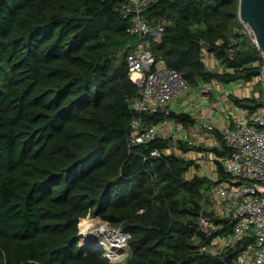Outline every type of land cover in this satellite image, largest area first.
<instances>
[{"label":"trees","instance_id":"16d2710c","mask_svg":"<svg viewBox=\"0 0 264 264\" xmlns=\"http://www.w3.org/2000/svg\"><path fill=\"white\" fill-rule=\"evenodd\" d=\"M129 3L0 0V264H234L246 243L208 251L232 231L217 218L220 231L199 226L212 215L215 182L195 161L167 153L211 152L219 180H229L218 160L233 150L218 129L209 132L214 147L173 137L129 145L139 117V130L165 120L198 125L188 111L131 107L138 88L127 45L137 35L121 11ZM143 16L165 23L150 50L190 91L212 81L252 82L264 66L242 30L238 0H158ZM230 98L250 112L262 105L253 96ZM89 218L128 236L124 261L81 246L79 227Z\"/></svg>","mask_w":264,"mask_h":264},{"label":"built area","instance_id":"2783aa9c","mask_svg":"<svg viewBox=\"0 0 264 264\" xmlns=\"http://www.w3.org/2000/svg\"><path fill=\"white\" fill-rule=\"evenodd\" d=\"M155 1L158 0H130L129 4H124L121 8L123 17L131 20V33L137 35V41L127 45L130 80L138 88V96L131 99V107L140 114L190 111V115L198 120V125L185 129L172 120H165L156 126L139 130V117L132 123V128L137 133L131 136L129 145L173 137L195 145L214 147L218 142L209 137V132L218 129L224 136L226 145L233 150L231 156L218 160L224 171L230 174L229 180H219L213 153H198L196 157L186 156L189 153H176L195 161L202 167V173L215 182L209 196L210 206L207 208L212 215L200 217L199 226L205 233L211 234L223 228L222 225L214 224L213 218L228 220L232 225L231 233L215 237L208 251L219 255L225 249L246 242L234 264H264V66L252 82L223 84L212 81L201 84L192 95L186 97L190 87L182 75L167 68L162 61H157L150 50L153 42L160 41L165 27L162 21H148L143 16L144 10ZM241 25L251 44L257 47L250 27L244 23ZM201 54L205 64L214 69L216 65L207 62L213 59L207 50L202 49ZM257 86L260 87V92L255 90ZM231 96L261 98L262 105L256 111L250 112L234 105ZM199 97H214L216 103L222 105V111L216 106H211L209 111L203 112L199 107L201 101L198 100V105L196 100ZM172 104H175V108ZM215 112L222 115H218L216 119ZM193 137L196 138L195 142L191 140ZM151 155L158 157L159 152L153 151ZM207 162L209 164L204 166ZM207 169H210V172H205ZM114 231L119 240L121 239L122 245L116 244L109 236L110 246L85 247L105 252L109 261H115L117 253L128 248V236L119 229Z\"/></svg>","mask_w":264,"mask_h":264},{"label":"water","instance_id":"95a60500","mask_svg":"<svg viewBox=\"0 0 264 264\" xmlns=\"http://www.w3.org/2000/svg\"><path fill=\"white\" fill-rule=\"evenodd\" d=\"M238 19L241 23L247 24L250 27L255 37L257 49L264 57V0H238ZM100 224H105L110 228L107 223H96V225ZM86 237L79 229V239L83 240L85 245L89 247L93 246L95 240L91 237L89 239Z\"/></svg>","mask_w":264,"mask_h":264},{"label":"bare ground","instance_id":"6f19581e","mask_svg":"<svg viewBox=\"0 0 264 264\" xmlns=\"http://www.w3.org/2000/svg\"><path fill=\"white\" fill-rule=\"evenodd\" d=\"M90 220L84 221L80 224V231L81 233L86 237L89 238V236L91 238H97L94 239L95 241V246H104L106 245L105 242H100L98 239V236H100L101 234H109L111 238H113L114 242L116 244L122 245V241L121 239L119 240L117 233L114 230H111L107 225L105 224H100V225H96L94 224L92 221L88 222ZM105 253V252H104Z\"/></svg>","mask_w":264,"mask_h":264},{"label":"rangeland","instance_id":"374dc122","mask_svg":"<svg viewBox=\"0 0 264 264\" xmlns=\"http://www.w3.org/2000/svg\"><path fill=\"white\" fill-rule=\"evenodd\" d=\"M208 63L209 62H212L210 59L207 61ZM255 90L257 91V92H260V87L259 86H257V87H255ZM192 93H193V91H190V92H188L185 96L186 97H189L190 95H192ZM184 96V99L186 98ZM203 101H205V102H208L209 104H211L212 103V100L210 99V98H208V99H203ZM207 111V110H206ZM207 115V114H206ZM203 134V133H202ZM191 140L193 141V142H195L196 141V138H191ZM192 142V143H193ZM194 144V143H193ZM177 149H169L168 151H167V153H169V154H176L177 153ZM192 157V156H191ZM212 156L210 155V158H211ZM209 162V161H208ZM205 163L204 164V166H206V165H208L209 163ZM201 167V166H200ZM201 171L203 172V170H202V167H201ZM205 172H210V169H207ZM90 219V218H89ZM90 221H92L94 224H96L97 222H100V223H102L100 220H98V219H93V220H91L90 219ZM90 221H88V222H90ZM110 235L109 234H101L100 236H98V239H99V241L100 242H105V244L107 245V246H110V240H111V238L109 237ZM90 237V236H89ZM86 239V238H85ZM89 239V238H88ZM93 239H97L96 237L95 238H93ZM109 240V241H108ZM81 246L83 247V246H85V242L83 241V240H81ZM106 245H104V246H106ZM102 252V251H101ZM128 255H129V249L128 248H126V251L124 250V249H121L120 250V253H117V255H116V257H115V261H118V262H122V261H124L127 257H128Z\"/></svg>","mask_w":264,"mask_h":264},{"label":"crops","instance_id":"0c3cea01","mask_svg":"<svg viewBox=\"0 0 264 264\" xmlns=\"http://www.w3.org/2000/svg\"><path fill=\"white\" fill-rule=\"evenodd\" d=\"M211 65H216V62H215V60L214 59H211ZM210 99L212 100V103L211 104H209L208 102H205V101H203V99L202 98H198V99H196L197 100V103H198V105H199V102H198V100H200L201 102V104L199 105V107L200 108H202L201 110H203V112L205 111V112H207V111H209V108L212 106H216V107H218V109H221V111H222V105L221 104H217L216 103V100L214 99V97H210ZM185 101V100H184ZM172 107H174L175 108V104H172L171 105ZM186 107H188V105L186 106ZM187 110V109H186ZM207 110V111H206ZM190 112V111H189ZM219 116L220 115H222V114H218ZM218 115L216 114V112L214 113V117H216V119H217V117H218ZM221 118H222V116H221ZM219 122V121H218ZM198 153H189L188 155H186V156H188V157H196V155H197Z\"/></svg>","mask_w":264,"mask_h":264}]
</instances>
